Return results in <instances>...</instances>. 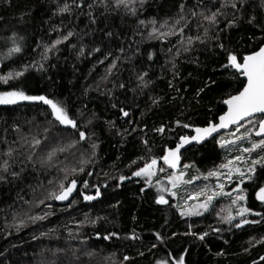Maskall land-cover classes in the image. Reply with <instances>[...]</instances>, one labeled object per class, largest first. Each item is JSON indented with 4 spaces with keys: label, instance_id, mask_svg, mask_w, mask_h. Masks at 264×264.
I'll list each match as a JSON object with an SVG mask.
<instances>
[{
    "label": "trees",
    "instance_id": "trees-1",
    "mask_svg": "<svg viewBox=\"0 0 264 264\" xmlns=\"http://www.w3.org/2000/svg\"><path fill=\"white\" fill-rule=\"evenodd\" d=\"M65 4L70 11L58 13ZM217 10L216 25L200 15ZM230 20L235 25L229 28ZM69 31L74 34L43 60L45 46ZM13 33L24 37L23 48L8 56ZM263 44L264 0H245L239 10L229 0H146L143 6L136 0L128 8L115 0H0V76L25 73L0 83V91L46 95L60 102L78 126L63 127L42 102L0 105V165L5 160L9 165L8 172L0 170L5 177L0 181V264H171L180 255L185 264H264V243H257L264 238L262 217L247 215L261 222L240 228L234 226L239 217L232 224L223 222L221 217L229 211L236 213L225 196L201 215L182 217L181 191L173 199L156 184L176 173L161 159L165 149L174 148L194 128L215 123L225 111L222 101L227 94L242 87L240 78H232L231 68L222 67L228 52L242 58ZM145 73L141 82L138 76ZM161 127L164 131L158 132ZM80 131L87 134L84 141ZM33 137L42 143L32 147ZM219 138L182 153L180 166L189 165V180L201 182L224 164L227 154ZM69 144L74 146L47 162L49 151ZM253 155H264V149ZM153 158L157 176L150 182L132 176ZM120 176L126 179L120 181ZM73 179L79 188L69 203L50 196L59 192L61 182L67 186ZM258 184H264V168L257 167L255 180L240 185L246 196L240 204L264 214V205L255 199ZM97 188L102 195L85 201L81 193L95 195ZM158 195L169 203L158 205ZM189 231L208 235L200 240L186 235ZM110 233L116 235L104 240ZM133 233L139 238L129 239Z\"/></svg>",
    "mask_w": 264,
    "mask_h": 264
},
{
    "label": "snow or ice",
    "instance_id": "snow-or-ice-1",
    "mask_svg": "<svg viewBox=\"0 0 264 264\" xmlns=\"http://www.w3.org/2000/svg\"><path fill=\"white\" fill-rule=\"evenodd\" d=\"M103 2V0H101ZM136 0H115V3L117 6L123 5L125 8H128L130 4L135 3ZM139 4L143 6L146 2V0H138ZM245 0H229L230 6L233 9L239 10L243 7ZM77 7H80L79 4L76 5ZM225 4L222 3L221 7H224ZM89 8L92 7L91 4L88 5ZM185 7L184 4L180 5L181 10H183ZM70 8L68 4H65L63 7L58 8V13H66L69 12ZM130 11L133 15L136 13L135 8H131ZM219 10L216 12H212L211 15L205 16L204 13H200L201 16H203L204 20L208 21L210 24L216 25L218 23L217 16L219 15ZM91 15V13H89ZM193 16L196 15L195 12L192 13ZM253 19H255L253 17ZM249 23H252V20L248 21ZM92 23H95V20H92ZM141 24L144 23V21H140ZM179 23V21H177ZM235 25V20H230L228 22V27H233ZM205 33L207 34V29H205ZM74 33L72 31H69L67 35L63 36L62 39L58 38L56 39L50 46H45V51L42 54V59L47 60L48 56L47 53L52 51L53 49H56L57 45L61 44L63 41H67L69 37H71ZM169 33H161V35H168ZM152 35V33H150ZM11 40L12 46L8 48L7 55L11 56L14 53H20L22 51L23 45L21 41H23L24 37H17L15 33L9 38ZM199 39V37H197ZM189 43H191V38H189ZM221 49H224L227 51L225 46L221 43L219 45ZM84 49L81 48L80 54H83ZM95 51H99V49H95ZM123 51V49H121ZM151 59V56L149 57ZM175 67V65H173ZM115 67V61L109 66L108 71L111 72V69ZM224 68H231L234 69V73H232V78L237 79L239 77H242L243 80L241 81L242 87L235 92V94H227V98L222 101L224 105L227 106V111L223 113V115L219 116V123H209L207 127H197L194 129L196 135L194 136H181L180 142L176 144V147L174 149H165L164 155L161 157L164 164H166L169 168L175 169L178 162H179V155L180 149L183 148L186 144L191 143L192 141H195L196 143H200L201 141L205 140L207 137L212 136L213 133L217 132L220 129H227L230 125H237L236 131L232 133V135L237 140L245 139L249 136H251L254 132L255 136L257 137H264V45L260 46L258 50H255L251 52L250 54L244 55L242 58H240L237 54L233 52H228L227 54V63L222 65ZM44 65H39V70H43ZM25 69H27V66H25ZM24 71H16V72H9L6 76H0V83L8 84L9 81L13 79H18L20 77L24 76ZM144 75H139L138 79L143 82L144 81ZM121 88L124 87L123 84L120 85ZM200 91H203L201 89ZM21 102H42L44 105H47L48 108L51 110V115L53 119L58 122L60 125L64 126H71L72 128L76 129L77 123L76 121L70 117L68 111L66 108L58 101L53 100L51 98H48L46 95H30L26 94V92L23 89H14V90H8V91H0V105H17ZM158 99H153V104H157ZM115 107V105H113ZM121 113L124 117L129 116V112L125 111L123 108L120 109ZM95 115V113H93ZM242 121H246L247 125L242 124ZM110 125L114 126L112 122H108ZM179 123V122H178ZM183 127L187 128L189 127L188 124H184ZM244 127L245 131L241 135H237L240 128ZM158 132H163L164 128H158L156 129ZM48 129H45V132H47ZM87 134L84 131L79 132V139L80 141H84L87 139ZM47 139V137H45ZM235 141H218L220 143L221 147H224L225 144L228 143H234ZM42 143V141L36 137L32 138V147H37ZM145 144L147 142L145 141ZM74 146V144H69L68 146H61L57 148H53L51 151L47 153V162L51 163L56 154L58 152H64L67 150V148H70ZM264 147V138L260 139L258 143H252L251 148H241V153H248L251 154L254 149L257 147ZM93 149L97 147L95 143L91 145ZM95 153L93 152V155ZM7 155H11V152L7 153ZM31 159V157H29ZM236 162H243L245 164V170H242L239 167H233V160H229L227 164H221L220 168L227 169L226 174L218 173L217 171H209L205 179L208 177L216 176L219 177V175H226V179L229 180V182L233 179V173L235 172L238 174L239 179L236 184V187L232 189V192L236 193L234 198L232 199V204L237 205L238 202L244 201L246 199L245 196V189L241 188L240 185L244 184L245 179L249 181H253L256 178L257 173V167L264 168V155L258 156L257 158H252L250 162H248L244 156L238 155L234 158ZM87 163L85 160H81V164ZM133 164L136 163V161L132 162ZM156 165L157 160L155 158L151 159L150 162H146L143 167H139L137 170L132 172V176L134 177H146L148 180L151 179L153 175H155L156 171ZM184 167H189V165H184ZM0 170L3 172L9 171V165L8 161L5 160L3 165H0ZM83 167L79 169V171L83 172ZM73 172L76 171V169H72ZM160 171H163L161 168ZM11 175L15 178L18 176V173L12 172ZM91 175V173H89ZM183 173H180V176H169L168 182L171 184L172 188H175L177 186V183L181 180L183 177ZM5 177L0 176V181L4 180ZM120 181H124L126 177L120 176ZM130 179V177H129ZM146 182H148L146 180ZM186 183H190L191 181H185ZM77 181L75 179L71 180V182L65 186L63 182L59 185V192H52L50 193V196H52L56 200H67L69 196L72 194L73 190L76 188ZM84 187H88V182H84ZM216 189L218 191H211L210 194L206 190H201L200 193H198V196H204L205 199L202 203L195 206L194 209H181L180 215L183 216H192V215H201L202 213L199 211V209H203L204 211H208L209 206L212 204V201L221 195L225 196H232V192H225L224 188L225 185L222 183L216 184ZM143 191V189H141ZM159 192L169 191L171 195L175 196L174 192H171L170 189H159ZM255 199L259 201L262 205H264V184H258L256 189H254ZM81 195L84 196L85 201H92L95 200L97 197H100L102 195L99 188L96 189L95 195H84V193H81ZM156 203L158 205H167L169 202L165 199L163 195H158L156 198ZM173 207H179L178 205H173ZM247 215H253V216H260L262 219H264V214L260 212H255L252 209L245 207L243 204H240L238 207V210L236 211L235 215L232 214L231 211L227 213L226 216L221 217L222 221L228 224H232L234 220H236L237 216L241 219L234 225L236 228H240L242 225L246 224H258L261 221L259 220H248L246 217ZM43 217H33V219H42ZM103 219L102 217H97V220ZM22 223V222H21ZM93 225H95L96 220L91 221ZM192 228V225H189V229ZM215 231H219V229H215ZM116 235L115 233H110L108 235L103 236L104 240H108L111 238V236ZM156 239L158 241L163 242V237L160 235V233H156ZM186 235H193L197 236L198 239L204 240V238L208 235L207 232H204L203 234H197L195 232L189 231L186 233ZM129 239H138L139 237L133 233L131 237H128ZM251 243V241L249 242ZM257 243H264V238H261V240L257 241ZM153 248L156 247L155 244L152 245ZM247 251V249H245ZM223 253H218V255H222ZM88 255H92V253H88ZM143 255V253H141ZM171 255V254H169ZM125 260H128L129 257L125 256ZM262 261H264V256L260 257ZM156 264H168L167 261L164 260H157ZM171 264H185V256L180 255L178 258L171 261ZM253 264H256L255 261H253Z\"/></svg>",
    "mask_w": 264,
    "mask_h": 264
},
{
    "label": "rangeland",
    "instance_id": "rangeland-1",
    "mask_svg": "<svg viewBox=\"0 0 264 264\" xmlns=\"http://www.w3.org/2000/svg\"><path fill=\"white\" fill-rule=\"evenodd\" d=\"M245 124L246 126L247 125V122L243 123ZM236 131V128L233 129L231 132L227 133V134H222V135H226L225 137H217L220 139V141H235L234 143H228V144H225L224 147H222L223 149L226 150V154H227V159L226 161L224 162V164H227V162L229 160H233V167H239L241 168L242 170H245V164L243 162H236L234 160V158L238 155H242L245 157V159L250 162V160L252 158H254V155L253 153L254 152H257V151H260V150H263L264 147H257L256 149H254L252 151L251 154H248V153H241L240 149L241 148H251L252 147V143H258L260 139H256L254 137V132L251 136L245 138V139H242V140H237L233 135L232 133ZM245 131V128L244 127H241L239 132L237 133V135H241L243 132ZM264 138V137H262ZM261 138V139H262ZM221 146V145H220ZM218 173H221V174H226L227 173V169H223V168H219L218 170H216ZM180 173H183V177L181 178V180L177 183V186L175 188H172L171 184H169L168 182V179L165 178L163 179L164 182H158L156 183L157 184V190L159 189H170L171 192H174L175 193V196L171 195L169 191H164L165 193H167L171 198L175 199L177 198V194H178V191H181V193L183 194V197H184V201H183V209H194L196 205L200 204L203 202V200L205 199L204 196H198L197 194L201 192V190H206L208 192V194L211 193V191H218V189H216V184L217 183H222L225 185V188H224V191L225 192H232V189L236 187V184L238 182V179H239V176L238 174H236L235 172L233 173V179L231 182H229L228 179H226V175H219V177H216V176H212V177H208L207 179H205V177H203L201 179V182L199 181L198 182V179H193V180H189L187 178V173H186V167H182L180 166V168L176 169V173H174L173 175L175 176H180ZM159 174V171L156 169L155 171V175H153L151 177L150 180H148V178L146 177H141V178H145L147 179V181H151L155 176H157ZM185 181H191L190 183H186ZM248 181L247 179H245V182ZM187 192L189 193L187 195ZM236 195V193L232 192V196H225V195H221V196H218L216 197L213 201L219 199V198H222V197H227V199H229L228 201V208L231 207L232 209L234 210H238V207L240 205V203L242 202H238L237 205H233L232 204V199L234 198V196ZM212 201V202H213ZM211 206V205H210ZM209 206V207H210ZM199 211L201 213H205L206 211H204L203 209H199ZM193 216V215H192ZM190 217V216H189ZM238 217V216H237ZM240 218V217H239ZM243 226V225H242Z\"/></svg>",
    "mask_w": 264,
    "mask_h": 264
},
{
    "label": "water",
    "instance_id": "water-1",
    "mask_svg": "<svg viewBox=\"0 0 264 264\" xmlns=\"http://www.w3.org/2000/svg\"><path fill=\"white\" fill-rule=\"evenodd\" d=\"M264 45V44H263ZM232 70V72L234 73V69H231ZM241 80H243V78L242 77H239ZM222 105H223V107H224V109H225V111H227V106L226 105H224L223 103H222ZM224 111V112H225ZM223 115V114H222ZM246 121H242L241 123L243 124V123H245ZM215 123H219V117H218V119H217V121L215 122ZM63 127H68V126H64V125H62ZM70 128H72L71 126H69ZM207 127V126H206ZM235 128H237V125H230L227 129H220V130H218L217 132H215V133H213L212 134V136H210V137H207L205 140H203V141H201L200 143H196L195 141H192L191 143H189V144H186L183 148H181L180 149V152L178 153V155H179V162H178V164H177V166H176V168L175 169H172V170H176V169H178L179 168V166H180V159H181V155H182V153L184 152V151H186V150H188L189 148H191V147H200V146H202V145H204L205 143H207V142H209V141H212V140H215L217 137H219L220 135H222V134H227V133H229V132H231L233 129H235ZM194 135H196V133H195V131H194V129H193V132L191 133V135L190 136H194ZM254 137L256 138V139H261L262 137H257V136H255V134H254ZM180 142V139L178 140V143ZM176 147V146H175ZM174 147V148H175ZM174 148H172V149H174ZM78 188H79V184H77L76 185V188L73 190V192H72V194L69 196V198L67 199V200H57V201H59L60 203H69L74 197H75V195H76V193L78 192Z\"/></svg>",
    "mask_w": 264,
    "mask_h": 264
},
{
    "label": "bare ground",
    "instance_id": "bare-ground-1",
    "mask_svg": "<svg viewBox=\"0 0 264 264\" xmlns=\"http://www.w3.org/2000/svg\"><path fill=\"white\" fill-rule=\"evenodd\" d=\"M203 6V5H202ZM136 7V6H135ZM192 21V20H191ZM165 23V22H164ZM195 23H197V22H195ZM163 25H165V24H163ZM174 26V25H173ZM195 26V25H194ZM176 27V26H175ZM172 29V28H171ZM187 29V28H186ZM203 29V28H202ZM169 30V29H168ZM148 31V30H147ZM171 31V30H170ZM173 31V30H172ZM161 32V31H160ZM204 32V31H203ZM164 33V32H163ZM198 33V32H197ZM169 34H170V32H169ZM50 39V38H49ZM52 40V39H51ZM54 40H56V39H54ZM51 43H52V41H51ZM50 43V44H51ZM47 44V43H46ZM35 65V64H34ZM138 114H139V112H138ZM130 125V124H129ZM197 128V127H196ZM125 129V128H124ZM195 129V128H194ZM192 132H193V130H192ZM136 133V132H135ZM166 138V137H165ZM180 139V138H179ZM178 143V142H177ZM176 146V145H175ZM143 158V157H142ZM90 176V175H89ZM88 177V176H87ZM50 193V192H49ZM49 195V194H48ZM45 196H47V195H45ZM47 199V198H46ZM221 200V199H220ZM223 208V207H222ZM215 215V214H214ZM227 215V214H226ZM218 217V216H217ZM222 220V219H221Z\"/></svg>",
    "mask_w": 264,
    "mask_h": 264
}]
</instances>
